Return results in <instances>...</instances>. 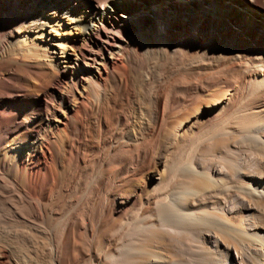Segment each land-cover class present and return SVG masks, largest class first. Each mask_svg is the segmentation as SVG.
Masks as SVG:
<instances>
[{
  "label": "bare ground",
  "instance_id": "obj_1",
  "mask_svg": "<svg viewBox=\"0 0 264 264\" xmlns=\"http://www.w3.org/2000/svg\"><path fill=\"white\" fill-rule=\"evenodd\" d=\"M185 136L215 140L223 175L196 165L193 151L174 162ZM244 140L263 154L264 0H0V222L23 227L0 226V264H60L67 234L94 237L98 198L99 222L132 207L128 236L152 229L140 238L148 244L106 240L129 264H188L169 242L187 227L210 243L207 264H235L231 251L264 264L260 206L250 203L264 177L247 199L217 192L228 171L241 172L222 146ZM148 173L153 188L141 182Z\"/></svg>",
  "mask_w": 264,
  "mask_h": 264
},
{
  "label": "rangeland",
  "instance_id": "obj_2",
  "mask_svg": "<svg viewBox=\"0 0 264 264\" xmlns=\"http://www.w3.org/2000/svg\"><path fill=\"white\" fill-rule=\"evenodd\" d=\"M222 86H224L223 90H227L228 89V85L226 86V84H224ZM198 101L199 100H197V102ZM189 102L190 103H188V102L184 103V107H186V111L185 112L190 110V108H191L190 105H192L194 101L191 100ZM178 108L179 107H174L173 110L177 111ZM204 128L199 130V132H198L199 134L198 135H200V133L202 134L204 132L203 131ZM192 138L196 139V137H194V136H192V137L191 136H189V137L185 136V138L183 139L184 141L182 140L183 142L179 141L177 143L178 145L176 144L174 146V151H173L174 153L172 152V154H173L172 156H174L173 157L174 162H175V160H178L177 158H180V156H182L185 152L193 151L192 152L193 153L192 156H193V159H194V162L196 163V165L201 166L207 172L211 171L210 173L212 175H215V176L223 175V174H218L215 171V169H214L217 166L216 165V160L219 159L218 152L214 151V150H216V148L214 149L215 146L213 145V147H212V144H214L212 141H215V140H212L210 138V136H209V137H206L205 140L200 141V143L198 142V144L196 142V144H197L196 145V144H194L195 142H193L194 139H192ZM250 143L251 142H248L247 140H244V142L240 141L238 143H235L236 145L233 143L231 145L222 146V148L223 147H226V148H224V149L221 148V151H222L221 154L224 157L228 158V160H230V161L232 160L233 161V162L232 161L230 162L231 165L233 163H234L233 165H237L238 164L239 165V170L238 171L240 172V170H241V172H240L241 174L236 172V171H234V170L233 171H231V170L228 171V173L225 176V184H224L225 186L223 185L224 187H222L224 190L222 188H220L217 191L218 193H220L221 197L227 198V197H229V195L230 196L238 195L240 198L247 199V198H249V196H248V194L246 192V187H247L248 183L251 182V181H256L257 179H259L258 176L264 177V159H262V157H264V152L262 154V149L259 148V146L258 147L256 146L257 148H259V149H257L256 147H254L256 144L254 145V144L251 143V145H254V146H251ZM253 147H254V150L252 149ZM255 149H256V151L258 150L257 151L258 153L257 152L255 153ZM223 151H224V153H223ZM259 151L261 152L260 154H259ZM257 157L259 158V161H258ZM173 159H172V161H173ZM174 162H173V164H175ZM216 168H218V167H216ZM213 169H214V171H213ZM242 171L243 172L245 171V172L243 173ZM245 173H246V175H245ZM148 174H149L148 176L141 177L142 178L141 182L147 188H153L154 185H155L154 184L155 183V179H154L155 175L153 173H148ZM177 177L178 176H176V179L179 178V177L178 178ZM233 189H236V191L233 190ZM235 192H237V193H235ZM263 193H264L263 191H260V190L256 189V191H255V195L256 196L254 195V196L250 197V198H252V199H250L251 205H253V204L258 205L259 204V206H260V208L257 209L258 211L255 210L256 212L253 211V213L258 214L259 218L262 217L261 221L259 219H254L252 217L253 216L252 212L246 214V213H243L242 210L241 211L237 210L238 214L240 213L239 215L244 220L248 219V222H249L250 226H253V223L257 224V223L261 222L262 226L264 224V213H263L264 212V206H263L264 205V203H263L264 202V197H263L264 194ZM76 196H78V195H76ZM94 201H95V206L93 207V210L91 212L92 219H93V220H91V222H93V224H94V225L92 224L93 227L95 226V228H94L95 231H96L95 234H94L95 238L94 237L92 239L90 237L86 238L81 233H74V234L69 233L70 235L67 234V236H65L66 238L64 237V239L62 240V244L60 246V251H59V258L61 256L60 264H125V263L129 264L128 260L125 257L122 258L121 256H119V254L117 252L118 250H116V251H112V250L108 251V250L105 249L106 240H109V239H111L113 237L115 239L116 238H120L119 239V243H118L119 246H121V244H122V246L125 245V244H128V243L130 244V243H132V241L134 239H135L134 241L137 240L136 242H138V243H142L144 241L143 242V244H144L145 240H142L144 238L143 236L145 235L147 237V238L146 237L145 238L147 240H149L151 238V234L150 233H152V229L148 228V230H150L149 233H148L147 228L143 229V230H140L141 232L140 231L138 232L139 236L136 235L137 234L136 233L135 235H133V237H129L128 235L130 234V236H131L132 233H130V231H127V228H126L127 225L126 224L128 223V220L129 221L132 220V217H133V215H132L133 212H131L133 209H132L131 205H130L131 208H129L131 210H128V213H125L126 209H125L124 212L121 211V212H118V213H116L115 211H113L111 209L110 210L109 209L106 210V212L104 211L102 215H103L105 220L103 219L104 221L101 223V222H99V219H98L99 218L98 213H99V203L102 202V201H101L100 198H98V200L96 199ZM258 201L260 203H257ZM97 202H99V203H97ZM108 207H110V204H108ZM64 211H66V213H67V207L66 206H64L61 211H60V209L59 210L57 209L56 213H54L55 215L57 214V212H58V214L59 213L61 214V212H62L64 215L61 214V216L58 217V214H57L55 218L56 219H58V218L60 219L63 216L65 217L66 213ZM259 212L262 213V214H260ZM104 213H106V214H104ZM53 218L51 216V218L49 220V223H52V224H49V226H51V227L54 226V228H55L58 225L57 224L58 220H55V219L53 220ZM6 220L4 219V221L0 222V226L1 227H4V228L7 227L8 230H10L9 226L11 225L10 226L11 230H19V229L22 230L23 229V227L21 226L22 224L19 223L20 226L16 225L18 223L17 221L13 222V221H15L13 219H11V220L10 219H6ZM1 223H4L5 226L3 224L1 225ZM124 223H126V224H124ZM36 224H38L37 225L38 229L41 228L43 231H46L49 228L48 226H46V224L41 223V222H36L35 226H36ZM135 225L137 226V224H135ZM12 227H15L16 229L12 228ZM122 229H125V231L127 233H125V231L122 230ZM24 230H26V227L24 228ZM180 230L181 229H175V230L173 229V230H171L172 233L169 234V242L171 244V248L174 247L173 249L175 250L174 251L172 249V253L171 254H172V256L174 257V259L176 261L181 260L183 263L190 264L192 261L196 260L199 264H207V262L209 260H212L211 258H212L213 254L210 253V247H211L210 243H208V240L203 235L202 236H200V235L194 236L195 234H192L194 232L193 231L190 232L191 230L189 229V227L183 228L181 231ZM30 231H31V235H35V236H40L41 235V236H43V234H41V233H38V232L36 233L33 230H30ZM34 232H35V234H34ZM141 235H143V236H141ZM89 238H90L91 241L89 240ZM140 238H142V239H140ZM181 239H182V241H181ZM139 240H140V242H139ZM150 241H151V239H150ZM89 242H91V243H89ZM148 242L146 241L145 244H148ZM93 246H95V247H93ZM92 248H93L92 252L89 251ZM195 250H198V251L201 250L202 251V256L204 254V256H203L204 259H201L199 256H196L195 258H193ZM231 255H232V258H233V263L242 264L241 261L239 262V260H237L235 258V254L233 253V251H231ZM205 256L208 259H206ZM145 257L147 259L148 258L149 259L147 260V259H145ZM215 259H216L215 263H217V264H223L225 262V257L216 256ZM137 260L138 261H135L133 264H148L150 262V255L141 256ZM198 260L202 261V263L199 262ZM206 260H208V261H206ZM244 264H245V262H244Z\"/></svg>",
  "mask_w": 264,
  "mask_h": 264
}]
</instances>
